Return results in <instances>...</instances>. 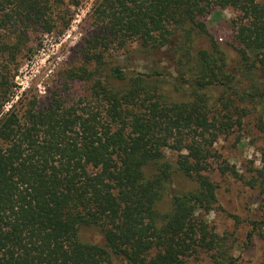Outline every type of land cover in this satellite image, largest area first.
Returning a JSON list of instances; mask_svg holds the SVG:
<instances>
[{
  "label": "trees",
  "instance_id": "obj_1",
  "mask_svg": "<svg viewBox=\"0 0 264 264\" xmlns=\"http://www.w3.org/2000/svg\"><path fill=\"white\" fill-rule=\"evenodd\" d=\"M88 1L0 0V264H185L202 253L236 264L207 214L222 209L215 175L242 178L217 141L252 113L264 130V0H94V29L53 85L17 95L21 60L64 36ZM228 8L235 67L213 37L196 45ZM133 43L165 48L175 77L107 67ZM167 77L186 99L171 97ZM75 82L86 85L78 98ZM251 170L249 184L263 187L264 150ZM182 180L193 185L170 190ZM83 227L103 242L82 239Z\"/></svg>",
  "mask_w": 264,
  "mask_h": 264
},
{
  "label": "rangeland",
  "instance_id": "obj_2",
  "mask_svg": "<svg viewBox=\"0 0 264 264\" xmlns=\"http://www.w3.org/2000/svg\"><path fill=\"white\" fill-rule=\"evenodd\" d=\"M93 1H88L78 9L71 28L64 36L59 39L45 37L42 47L34 58H25L23 62L21 60L15 78L18 85L17 95L22 93V89H29L33 86L38 87L43 93L53 85L60 64L69 61L75 55L74 53L78 51L77 48L83 43L82 40L89 38L94 29L89 17ZM234 17L235 12L229 8L221 10L216 15H210L208 18L209 34L196 37L198 47H209L210 38L213 37L225 52L230 67L238 65L237 52L232 46V20ZM111 53L107 60L108 68L117 63H123L128 68L140 71L147 70V67L173 71L170 54L165 48L144 51L138 43H133L124 49H114ZM172 76L175 77L174 71ZM167 78L169 81L163 84L171 97L177 100L186 99L187 96L182 97L181 93L175 91L172 77ZM71 86L69 90L71 97L78 98L85 94L86 85L84 83L75 82ZM10 106L9 104L7 107ZM256 117V114H250L245 118L242 128L223 135L215 144V148L222 157L235 166L242 177L236 178L229 174L222 176L220 173L215 175V179L220 185L218 197L222 209L207 214L214 230L229 237V241L234 247L233 254L237 259L236 264H264V186L253 187L249 184L250 178L254 174L251 168L260 166L264 150V130L260 128ZM167 155L171 160L176 157V154L169 150ZM178 184H184L185 187L193 185L190 181L173 183L169 186L170 190H173ZM160 206L161 209H169L170 196L168 192ZM81 236L86 241L101 243L104 240L103 232L99 227H83ZM185 264L216 263L212 261L209 254L202 253L200 256L189 258Z\"/></svg>",
  "mask_w": 264,
  "mask_h": 264
}]
</instances>
